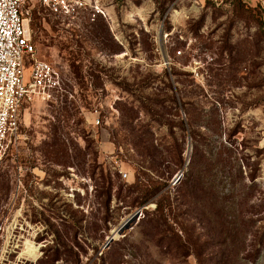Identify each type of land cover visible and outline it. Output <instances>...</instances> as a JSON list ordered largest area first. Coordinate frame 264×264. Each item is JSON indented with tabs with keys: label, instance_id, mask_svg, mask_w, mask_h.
<instances>
[{
	"label": "rangeland",
	"instance_id": "374dc122",
	"mask_svg": "<svg viewBox=\"0 0 264 264\" xmlns=\"http://www.w3.org/2000/svg\"><path fill=\"white\" fill-rule=\"evenodd\" d=\"M92 3L25 0L65 91L0 163V264H264V0Z\"/></svg>",
	"mask_w": 264,
	"mask_h": 264
},
{
	"label": "built area",
	"instance_id": "2783aa9c",
	"mask_svg": "<svg viewBox=\"0 0 264 264\" xmlns=\"http://www.w3.org/2000/svg\"><path fill=\"white\" fill-rule=\"evenodd\" d=\"M95 1L98 13L106 15ZM93 0H41L53 17L63 21L78 17ZM25 0H0V162L23 138L22 108L36 96L54 101L64 90L60 71L36 56L31 33L23 17ZM34 59L32 81L25 85L23 54ZM100 123V119L97 120Z\"/></svg>",
	"mask_w": 264,
	"mask_h": 264
},
{
	"label": "water",
	"instance_id": "95a60500",
	"mask_svg": "<svg viewBox=\"0 0 264 264\" xmlns=\"http://www.w3.org/2000/svg\"><path fill=\"white\" fill-rule=\"evenodd\" d=\"M183 175V171L177 175L175 182H178ZM142 215V208L138 209L133 215H131L119 228L115 230V233H112L111 236L107 239L105 247H109L111 242H113L116 238H118L125 228H128L132 221H136Z\"/></svg>",
	"mask_w": 264,
	"mask_h": 264
},
{
	"label": "trees",
	"instance_id": "16d2710c",
	"mask_svg": "<svg viewBox=\"0 0 264 264\" xmlns=\"http://www.w3.org/2000/svg\"><path fill=\"white\" fill-rule=\"evenodd\" d=\"M11 150H12V148H10L8 154L6 155V157H5L4 159H6V158L9 156V153H10ZM4 159H3L2 161H4ZM2 161H1V162H2ZM1 162H0V163H1ZM180 180H181V179H180ZM180 180H179V181H180ZM179 181H178V182H179ZM147 191H149V190L147 189ZM142 214H143V208H142ZM110 236H111V235H110ZM110 236H109V237H110ZM111 243H112V242H111ZM110 245H111V244H110ZM110 245H109V247H110ZM107 248H108V247H107Z\"/></svg>",
	"mask_w": 264,
	"mask_h": 264
}]
</instances>
